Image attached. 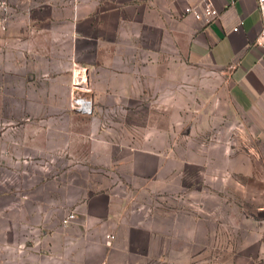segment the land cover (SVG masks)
Returning a JSON list of instances; mask_svg holds the SVG:
<instances>
[{
	"label": "crops",
	"instance_id": "crops-1",
	"mask_svg": "<svg viewBox=\"0 0 264 264\" xmlns=\"http://www.w3.org/2000/svg\"><path fill=\"white\" fill-rule=\"evenodd\" d=\"M6 1L15 13L0 34V264L146 261L163 222H178L152 205L178 186L163 169L182 160L153 151L171 148L161 127L147 136L131 126L162 116L164 101H194L212 72L264 158L257 0H210L219 15L209 23L184 14L205 0ZM79 73L92 115L72 109ZM60 163L69 167L52 175Z\"/></svg>",
	"mask_w": 264,
	"mask_h": 264
},
{
	"label": "rangeland",
	"instance_id": "rangeland-1",
	"mask_svg": "<svg viewBox=\"0 0 264 264\" xmlns=\"http://www.w3.org/2000/svg\"><path fill=\"white\" fill-rule=\"evenodd\" d=\"M226 87L212 72L195 86L194 101H178L172 110L176 104L164 101L162 116L136 117L139 123L131 126L138 134L147 130V136L161 127L171 148L153 151L182 160L163 169V176H181L178 186L152 205L173 212L178 222L174 227L163 222L166 238L146 247L142 264H264V158ZM152 105L144 102L141 108ZM52 167L54 175L69 165Z\"/></svg>",
	"mask_w": 264,
	"mask_h": 264
},
{
	"label": "built area",
	"instance_id": "built-area-1",
	"mask_svg": "<svg viewBox=\"0 0 264 264\" xmlns=\"http://www.w3.org/2000/svg\"><path fill=\"white\" fill-rule=\"evenodd\" d=\"M258 9L263 22V28L258 38V44L264 46V0H257ZM14 9L6 0H0V34L7 32L10 22L14 17ZM186 16H193L197 20H204L207 23L213 21L218 17V11L214 7L210 0H205L203 7L188 5L184 10ZM238 30V27L235 28ZM88 84V78L81 76L79 73L78 79L74 83L75 93L72 98V109L85 114H93V102L92 100L82 96L80 93L84 90V87ZM75 219V214L70 213L63 220L64 224H69Z\"/></svg>",
	"mask_w": 264,
	"mask_h": 264
}]
</instances>
